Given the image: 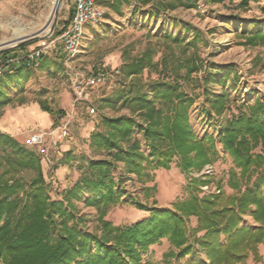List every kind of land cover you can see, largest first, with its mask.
<instances>
[{"label":"trees","instance_id":"obj_1","mask_svg":"<svg viewBox=\"0 0 264 264\" xmlns=\"http://www.w3.org/2000/svg\"><path fill=\"white\" fill-rule=\"evenodd\" d=\"M249 1L242 0L240 5L245 6ZM161 38L154 44L148 43L137 56H124L120 68L124 80L115 97L130 115L101 119L102 128L91 133L90 138L92 145L104 151L108 158L88 160L87 174L63 199L50 197L35 151L0 132V264H141L149 247L163 238L177 248V252L166 253L164 264H171L168 259L172 257L186 256L190 258L185 264H245L249 256L255 262L261 260L259 246L264 245L262 97L246 105L244 111L232 114L220 128L222 149L233 164L226 181L232 193H226L220 183L217 193L202 194L200 187L211 183L212 177L190 176L185 187L187 197L175 201L172 209H150L148 217L129 225H114L104 219L107 209L118 205L122 197L120 184L112 176L115 163H123L126 172L138 179H149L150 170L169 169L175 157L177 166L187 175L213 163L217 157L215 138L212 135L198 138L194 132L188 113L194 97L183 88L184 83L194 81L192 74L200 68L194 54L198 40L184 42L167 35ZM258 38L260 43L264 42V33L256 32L247 42L259 43L254 40ZM188 46L194 47L193 54L187 55ZM161 47V56L155 60ZM0 57L8 58L6 52L0 53ZM32 67L24 61L6 66L0 75V108L11 100L7 88L27 80ZM144 71L157 76L144 81L141 78ZM209 80L210 76H205L203 83ZM107 103L112 102L107 100ZM226 104L227 95L221 93L209 100V109L220 115ZM40 107L51 116L63 115L62 111L44 104ZM135 114L141 120H136ZM137 129L142 132L149 154L135 137ZM25 173L33 175L27 179ZM81 192L90 194L84 205L97 210L98 224L92 231L78 227L85 223L84 217L76 214L72 200L79 199ZM138 207L146 209L142 204ZM246 216L252 217L253 225L245 224ZM190 218L197 221L192 229Z\"/></svg>","mask_w":264,"mask_h":264},{"label":"rangeland","instance_id":"obj_2","mask_svg":"<svg viewBox=\"0 0 264 264\" xmlns=\"http://www.w3.org/2000/svg\"><path fill=\"white\" fill-rule=\"evenodd\" d=\"M10 1L0 0V42L12 38L14 32L18 30L34 32L38 36L48 33H40L39 30L46 23V17L51 11V0H13V3ZM99 1L102 2V6L107 5L106 0ZM176 1L182 2H172L170 9L165 8L163 4L154 3V6L164 10L160 15L161 20L169 23L177 19L181 24L186 23L191 26L189 30L182 27L181 40L184 42L198 40L195 44L197 46L195 53L194 47L188 46L187 55L194 53L200 68L197 73L192 74L194 81L184 83L183 88L194 97V103L188 111L194 132L198 138H203L205 135H212L215 138L217 157L213 163L206 164L201 170H192L190 175L180 170L175 157L169 169L150 170L149 179L145 177L138 179L136 175L126 172L123 163H115L112 167V176L116 183L120 184L121 202L109 207L104 216L105 220L114 225H129L143 220L148 217L150 209H172L175 201L187 197L185 187L190 176L212 177L211 183L200 187L202 194L217 193L220 183L226 193H232L233 190L226 181L233 164L232 159L222 149L219 140L220 128L232 114L236 115L244 111L246 105L253 104L256 98H264V42L260 43L258 38L254 40H258L259 43L249 44L247 40L252 36L240 33L244 28L251 29L249 24L252 19L263 16L264 0H250L245 6L240 5L242 0ZM72 2V0L60 1L57 12L55 11L54 28L69 16ZM146 14L143 10L139 11L133 23L122 22L121 19L115 22L116 25L103 22L102 26H99L101 28L97 35L93 37L94 40L90 41L83 53L71 61V67L83 73L102 68L120 70L114 88L110 90L103 86L90 93L91 103H74L71 76L64 65V58L61 61L58 59L54 61V57H49L50 69L43 65L45 61L38 59L37 64L31 68L34 75L27 82V87L21 83L19 87L14 88L10 85L12 89L7 88L11 100L0 108V132L8 135L17 132V135L10 136L35 151L41 161L47 190L52 199H63L66 192L87 174L88 160L108 158L104 151L97 150L92 145L90 138L91 133L102 128L101 119L130 115V111L121 107L115 97L116 90L124 80L120 69L124 56L127 58L137 56L148 46V43L154 44L156 40H163L152 34L144 25V19L149 21ZM152 15L153 13L150 14ZM40 39L39 37L30 39L23 44ZM21 46H7L1 49L6 48L2 52H6L7 55L19 56L17 54ZM159 50L161 51L158 52L155 60L160 58L162 47ZM45 57L47 59V55ZM156 76L154 72L144 71L141 78L145 81ZM205 76H210L207 84L203 83ZM221 93L227 95V104L223 112L216 115L209 109V100ZM107 100L112 103H107ZM32 103H36L40 110V104H44L54 111L63 112L61 117L51 116L48 113L51 116V123L45 130L67 123L69 131L64 138H59L56 132L53 140L47 139L44 146L47 148V154L44 157L42 146H29L27 143L32 132L42 130L43 127L40 126L44 120L42 116L40 117L37 112H30L26 118L28 121L22 124L15 121L19 117L18 112L31 106ZM91 106L96 108L97 113H89ZM8 115H11L12 120L7 119ZM139 119L136 115V120ZM13 126L17 130L12 129ZM135 137L140 140L142 149L149 154V147L142 132L137 129ZM64 146L67 148L64 149ZM256 151H261V147L259 146ZM25 175L29 179L33 174L25 173ZM89 196L90 194L81 192L79 199L72 200L76 214L84 217L85 223L78 225L84 231H92L98 224L97 210L84 205L85 198ZM138 204L146 206V209H139ZM196 224V219L190 218L189 227L192 229ZM245 224H254L251 216L245 217ZM170 250L177 252V248L163 238L159 244L149 247L141 264H164L163 259ZM259 253L261 255L259 262H255L252 256H249L245 264H264V245L259 246ZM199 256L205 258L203 254ZM189 258V256L181 259L172 257L168 261L171 264H185Z\"/></svg>","mask_w":264,"mask_h":264},{"label":"built area","instance_id":"obj_3","mask_svg":"<svg viewBox=\"0 0 264 264\" xmlns=\"http://www.w3.org/2000/svg\"><path fill=\"white\" fill-rule=\"evenodd\" d=\"M98 1L73 0V14L71 19L70 21H66L68 24L63 26L58 35V39L62 41L65 50L64 65L71 76L73 100L77 104L91 103L89 99L90 93L100 87L106 86L112 90L115 79L120 73L118 68H102L89 73H83L71 67V61L82 51L86 26L99 27L105 19V10ZM54 31L55 28L46 36L42 37L39 45L28 53L6 59L0 58V75H2L6 66L9 64H17L24 61L28 67H32L43 52L50 47L51 41L48 40L53 37ZM89 113H97L96 108L91 106ZM68 132L67 123L51 130L34 131L29 135L27 143L29 146H42V156L44 157L47 154V148L44 147L47 139L53 140L55 133L59 138H64L68 135Z\"/></svg>","mask_w":264,"mask_h":264},{"label":"crops","instance_id":"obj_4","mask_svg":"<svg viewBox=\"0 0 264 264\" xmlns=\"http://www.w3.org/2000/svg\"><path fill=\"white\" fill-rule=\"evenodd\" d=\"M98 2L101 5L102 2L101 3H100V1H98ZM106 2H107L106 3L107 5H104V6L101 5L103 7V9L105 10V15H107V17L105 16L106 18L104 19L103 22H105V21L107 23L109 22L111 25H116L115 22L119 21V19H121L122 22L133 23V20L137 17V13L139 11L143 10L148 14V15L146 14L147 17H149V21H146V19L143 20L144 25L148 28V30L152 34H155L158 38H161L163 35H167V36L178 37V38L182 39L183 38L181 36L182 27H184L185 29H188V30L191 28V26L189 24H186V23H184V25L181 24L176 19V17H175L176 21H172L169 23L160 19V15L164 10L157 7V6H154V3L155 4H163L165 8L170 9V7H169L170 4H172V2H177L176 0H106ZM181 2H177V3H181ZM222 2H224V0ZM10 3H13V0H11ZM69 11H71V15L69 13V16L65 17L62 20L61 24L55 28L53 37L48 40V41H51L50 47L47 50H45L42 54V57L39 58L42 61H45V63L43 65H45L46 68H49V66H50L49 64L51 63V59L49 57H51V56L54 57L53 58L54 61H57V59L61 61V59L63 60V58L65 57V50L63 48V43L60 39H58V35H59L60 30L63 28V26L68 24V23H66V21L67 20L70 21V19H71V16L73 14V2H72V7H71V9H69ZM263 12H264V10H263ZM152 13H153V15L150 16V14H152ZM263 20H264V14L261 17L252 19L251 23L249 24V26H251V29L250 28H244L240 33H245V34L251 35V36H253L256 32L263 34L264 33V25L262 23ZM102 24L100 26H102ZM99 28H101V27H93V26H89V25L86 26L85 35L83 38V48H82L81 53L84 52V50L86 49V47L88 46L90 41L94 40L93 37L95 35H97V33L99 32L98 31ZM39 41L40 40H37L35 42L22 45L19 48V52H18L19 54H17V53L16 54L19 56H22V55L28 53L30 50L36 48L39 45ZM46 55H47V59L45 57ZM7 56L11 57L10 54ZM46 60L48 61V63ZM37 61L38 60H36V64H37ZM29 72H30L29 78L27 80L21 82V83H23L24 87H27V82L34 75L33 70H30ZM21 83L17 82L16 84H13L12 86H14V88L19 87L21 85ZM10 89H12V88H10ZM30 112L31 113L37 112V114L40 117L42 116V119H44L40 124V126L43 127L42 130H45L48 128V126L51 123V116L48 113L42 112L36 103L35 104L32 103L31 106L26 107L21 112H18L19 117L15 121H17V123H20V124L24 123L25 121H28L26 118H28V115L30 114ZM9 118L10 119L12 118L11 115H8L7 119H9ZM16 127H17V125H16ZM16 127L13 126L12 129L17 130ZM92 131H93V128H92ZM10 135H17V132H15V134H10ZM64 147H65L64 149L67 148V146H64Z\"/></svg>","mask_w":264,"mask_h":264},{"label":"bare ground","instance_id":"obj_5","mask_svg":"<svg viewBox=\"0 0 264 264\" xmlns=\"http://www.w3.org/2000/svg\"><path fill=\"white\" fill-rule=\"evenodd\" d=\"M60 1L61 0H51V11L46 17V23L44 24L42 29L39 30L40 33H49L50 31H52V25L55 21V11L58 9ZM36 34H34V32H28L23 30L15 31L12 38L0 42V49L3 47L11 46L17 43L19 40L28 39Z\"/></svg>","mask_w":264,"mask_h":264},{"label":"water","instance_id":"obj_6","mask_svg":"<svg viewBox=\"0 0 264 264\" xmlns=\"http://www.w3.org/2000/svg\"><path fill=\"white\" fill-rule=\"evenodd\" d=\"M56 12H57V10H56ZM56 12H55V14H56ZM54 29V25L52 26V30ZM48 33H45L44 35H41V36H38L37 34L36 35H33L32 37H30V38H28V39H23V40H19L17 43H15V44H13V45H11L10 47H16V46H21V45H23V43H25L27 40H30V39H35V38H42V37H44V36H46ZM4 50H6V48H4V49H0V53L2 52V51H4Z\"/></svg>","mask_w":264,"mask_h":264}]
</instances>
